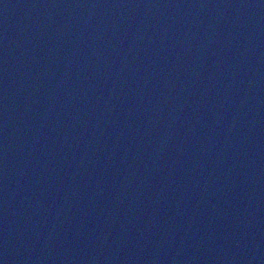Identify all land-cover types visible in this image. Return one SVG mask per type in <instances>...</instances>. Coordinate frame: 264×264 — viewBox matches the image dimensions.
I'll use <instances>...</instances> for the list:
<instances>
[{"label": "water", "instance_id": "1", "mask_svg": "<svg viewBox=\"0 0 264 264\" xmlns=\"http://www.w3.org/2000/svg\"><path fill=\"white\" fill-rule=\"evenodd\" d=\"M0 264H264V0H0Z\"/></svg>", "mask_w": 264, "mask_h": 264}]
</instances>
